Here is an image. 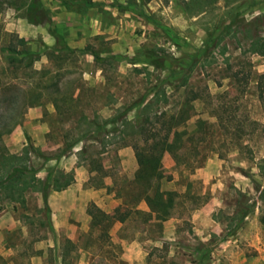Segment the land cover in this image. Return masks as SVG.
<instances>
[{
    "label": "rangeland",
    "instance_id": "374dc122",
    "mask_svg": "<svg viewBox=\"0 0 264 264\" xmlns=\"http://www.w3.org/2000/svg\"><path fill=\"white\" fill-rule=\"evenodd\" d=\"M41 1L0 0V264H264V0Z\"/></svg>",
    "mask_w": 264,
    "mask_h": 264
},
{
    "label": "trees",
    "instance_id": "16d2710c",
    "mask_svg": "<svg viewBox=\"0 0 264 264\" xmlns=\"http://www.w3.org/2000/svg\"><path fill=\"white\" fill-rule=\"evenodd\" d=\"M70 2H75L76 0H68ZM84 5H90L91 0H79ZM148 1V0H147ZM23 10L25 12L26 20L33 25H42L50 21L51 15L50 11L43 5V2L41 0H27L25 5L23 6ZM6 52H17L14 48L11 46L4 49ZM20 55L29 57L32 55V53L28 50H23L18 52ZM155 61V60H154ZM152 61V62H154ZM258 87H260L258 91L259 98L263 101L264 99V75L260 76ZM216 111L218 110V107L215 108ZM120 116V115H119ZM120 120H122V116H120ZM220 119V117L218 116ZM173 126H169L163 134L162 137L159 139H155L156 135L151 132V134H147L149 136L144 137V144H146V150L149 151L151 154L155 147L157 146H164L167 145V140L169 138L170 132L172 131ZM239 130V126H236V130ZM138 130L141 134H145L147 130L144 126L138 125ZM175 132V131H174ZM150 141V143H148ZM135 155L138 161V164L140 166H143L145 161L148 162L149 166H153L152 159L153 156H146V153L144 150L136 147L135 148ZM15 159V160H14ZM17 160V161H16ZM19 160L15 156H1L0 159V199H20L23 193V190L25 188V184L28 182L24 176V172L18 167ZM25 185V186H24ZM64 185H67V183H64ZM45 188L42 187V191H44ZM146 201L149 203V198H146ZM91 214V213H90Z\"/></svg>",
    "mask_w": 264,
    "mask_h": 264
},
{
    "label": "crops",
    "instance_id": "0c3cea01",
    "mask_svg": "<svg viewBox=\"0 0 264 264\" xmlns=\"http://www.w3.org/2000/svg\"><path fill=\"white\" fill-rule=\"evenodd\" d=\"M149 1H150V0H149ZM103 8H104V10H103L104 12H105V11H106V12L108 11L109 13H113V10H110L111 7L109 8V7H107V6H104ZM53 14H54V12H50V15L53 16ZM59 14H60V13H59ZM99 20H100V19L97 20V23H96V24H98V26L103 27V28L106 27V26H105V22H101L102 20H100V22H99ZM116 23H117V21H116L114 24H111L110 26H113V25L115 26ZM110 26H109V27H110Z\"/></svg>",
    "mask_w": 264,
    "mask_h": 264
}]
</instances>
